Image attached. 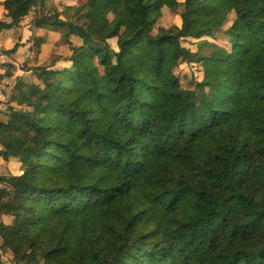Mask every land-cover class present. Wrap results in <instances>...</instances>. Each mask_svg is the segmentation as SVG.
Returning a JSON list of instances; mask_svg holds the SVG:
<instances>
[{
  "label": "trees",
  "instance_id": "obj_1",
  "mask_svg": "<svg viewBox=\"0 0 264 264\" xmlns=\"http://www.w3.org/2000/svg\"><path fill=\"white\" fill-rule=\"evenodd\" d=\"M43 0H4L11 27ZM166 7L179 27L153 26ZM36 27L70 65L17 80L0 120L15 264H264V0H86ZM234 14L228 47L209 41ZM76 16V17H75ZM116 47L107 39L115 34ZM201 39L207 51L181 45ZM18 44L5 50L12 53ZM178 62L200 63L183 87ZM28 82V83H26ZM0 264H2L0 262Z\"/></svg>",
  "mask_w": 264,
  "mask_h": 264
},
{
  "label": "rangeland",
  "instance_id": "obj_2",
  "mask_svg": "<svg viewBox=\"0 0 264 264\" xmlns=\"http://www.w3.org/2000/svg\"><path fill=\"white\" fill-rule=\"evenodd\" d=\"M4 1V0H0ZM183 1V0H179ZM86 0H43V4L39 2L29 11L26 16H23L17 23L11 27L4 28L3 24L10 23L11 19L6 15L7 11L3 10L0 4V120L8 119L9 108L14 109H29L21 104H18V90L16 89L17 80L37 82L36 77L27 68L35 66H48L49 68L60 69L70 65L68 61L71 55L70 45L78 46L82 44L79 37L71 35L69 37L71 44H68L67 38L60 30L52 27H36L34 24L39 14H50L53 11H58L60 18L73 19L75 10H65L68 7L83 6ZM76 17V16H75ZM234 14L230 13L224 26L214 33V38H207L209 41L228 47L227 40L231 37L228 29L233 25ZM181 19L177 13L164 7L161 14L153 26L152 34H157L161 28L179 27ZM120 28L115 31V34L107 39L110 47L117 49L116 36ZM186 38L181 40V45L193 51L207 53L200 46V40ZM18 44L16 50L12 53H7L8 50ZM173 72L179 77L180 84L183 87L190 85V80L193 78L199 80L202 77V67L200 63L178 62L173 69ZM28 83V82H26ZM1 150V147H0ZM23 171L20 168V163L11 158L8 161L3 160L0 156V177L10 175H21ZM0 187H7L6 184H1ZM13 216L6 213L5 207L0 209V222L10 224L13 221ZM0 262L2 264H15L12 262L11 252L4 248L0 238ZM42 264V262L38 263Z\"/></svg>",
  "mask_w": 264,
  "mask_h": 264
},
{
  "label": "crops",
  "instance_id": "obj_3",
  "mask_svg": "<svg viewBox=\"0 0 264 264\" xmlns=\"http://www.w3.org/2000/svg\"><path fill=\"white\" fill-rule=\"evenodd\" d=\"M1 2H3V1H1ZM1 2H0V3H1ZM1 7H2V6H1ZM2 8H3V7H2ZM3 10H5V9L3 8Z\"/></svg>",
  "mask_w": 264,
  "mask_h": 264
}]
</instances>
